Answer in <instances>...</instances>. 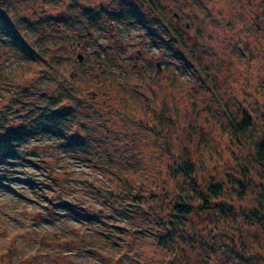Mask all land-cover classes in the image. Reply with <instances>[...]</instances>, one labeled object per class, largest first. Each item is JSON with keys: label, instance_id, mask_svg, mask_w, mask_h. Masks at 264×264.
Returning a JSON list of instances; mask_svg holds the SVG:
<instances>
[{"label": "rangeland", "instance_id": "obj_1", "mask_svg": "<svg viewBox=\"0 0 264 264\" xmlns=\"http://www.w3.org/2000/svg\"><path fill=\"white\" fill-rule=\"evenodd\" d=\"M53 1L0 0V19L20 28L22 46L36 53L22 61L15 45L0 41V113L8 105L11 123H0V142L10 130H32L30 137L9 139L8 156H0V264H166L162 246L130 232L113 249L102 233L114 234L103 215L111 212L91 191L127 178L133 186L142 182L141 193L155 188L162 198L180 177L171 179L168 166L186 158L195 161L202 186L242 173L254 138L264 134V0H155L169 28L142 7L150 33L127 22L134 0H106L108 15L94 32L78 6L92 0ZM153 27L162 39L150 38ZM82 30L90 38L79 50ZM179 38L183 60L174 54ZM11 86L16 94H6ZM49 97L58 101L52 108L69 114L65 131L77 134L78 147L92 158H74L53 131L36 124L51 111ZM226 108L252 121L250 138L233 135ZM100 154L111 169L94 166ZM93 210L103 215L102 225L84 218ZM113 214L121 220L116 224L131 229L122 213ZM245 222L260 230L259 222ZM254 250L264 257L263 239ZM210 259L197 264L227 262L221 255Z\"/></svg>", "mask_w": 264, "mask_h": 264}, {"label": "trees", "instance_id": "obj_2", "mask_svg": "<svg viewBox=\"0 0 264 264\" xmlns=\"http://www.w3.org/2000/svg\"><path fill=\"white\" fill-rule=\"evenodd\" d=\"M17 29L20 28L8 27L0 19L1 43L6 45L10 43L16 46L18 44L16 37H19ZM178 42L182 45L180 38ZM183 46L185 45L183 44ZM37 51L42 55L40 49ZM18 52L19 56L23 53L20 50ZM174 52L178 51L175 49ZM35 54L34 51L30 54L26 51V56L22 55L23 57L20 56V58L22 61L33 60ZM175 56L177 59H184L180 58L178 54ZM106 57L108 56L106 55ZM103 64L105 65L104 70H106L107 66L105 63ZM49 103L51 111L35 119L39 122L36 124H40L47 131H53L54 138L59 142V147L73 154L74 158L81 160L84 157L92 158L91 152L78 147L79 137H76L77 134H69L65 131L66 126L63 124L65 119L60 118L65 115L63 112H55V107L52 108L58 101L54 100V103L53 101ZM225 116L228 127L231 131L233 130L232 133L238 140H241L242 137L245 139L251 137L247 131L250 129L252 121L247 116L244 115L241 120H238L237 116L228 108L225 109ZM40 121L42 122L40 123ZM23 129V127H19L16 133L10 130L7 133L8 140L10 139L12 142L18 139L17 141H19L23 136H32L31 129ZM3 138L6 137L3 136ZM8 140L0 142L3 143L0 147L1 157L8 156L6 153L11 149L7 143ZM102 158L103 155L100 154L94 161V166L98 169L101 167L105 170L111 169L112 167L102 161ZM174 159L176 160L175 156ZM241 169L242 173L236 176L229 174L228 181H213L202 186L195 181V177H197L195 161L191 158L178 160L175 164L168 166V174L173 175L171 179L185 176L191 178L192 182L185 184L179 181V177L177 185L162 190V198L159 192L156 193L155 188L151 190L154 193L149 196L146 194L147 191L141 193L142 182L133 186L127 178H120V182H111L113 185L111 189L95 186L91 192L111 212L103 215L115 235L106 231L102 233L105 232V237L115 244L112 246L115 250H119L120 247L118 245L120 239L117 241V238L123 237L128 232L140 240L150 239L158 246H162L161 248L165 251V261L163 262L166 264H197L203 259L209 261L215 255L226 258V264H261L264 262V257L254 249L256 242L264 240V134L257 139L254 138L253 146L250 148L249 154L246 155ZM121 173L123 172H118L122 175ZM68 178H65V183ZM147 197L156 200L149 203ZM249 199L254 201L251 206L247 204ZM153 203L154 205H152ZM72 210L76 211V209ZM92 212L100 213L93 210L88 212L84 218L97 225H102L103 215H92ZM113 212L122 213L126 220H130L131 229L120 222L117 225L114 221L118 217ZM243 219L250 221L253 223L252 225L259 222L260 230L251 229ZM118 220L120 219L118 218Z\"/></svg>", "mask_w": 264, "mask_h": 264}, {"label": "flooded vegetation", "instance_id": "obj_3", "mask_svg": "<svg viewBox=\"0 0 264 264\" xmlns=\"http://www.w3.org/2000/svg\"><path fill=\"white\" fill-rule=\"evenodd\" d=\"M51 1L54 3L53 0H48V4L49 3L52 4ZM55 1L57 2V0H55ZM129 4H131L130 8H133L134 18H129L128 21H127L128 23L130 21V22L134 23L135 25H139L140 24V25L146 26V30H149V33H150L151 26H150L149 22L145 20L144 14L142 12V7H146V8L151 10L150 11L151 14L153 13L156 17H158V21L159 22L157 24L160 23L162 25V23H164V24H166V27L169 28V25L167 24L166 19L160 14V12L156 8H153L155 5H157L155 0H141V1L140 0H134V1H131V3H129ZM106 5H107L106 4V0H98V2L96 0H92L91 3L86 2L85 4H83L81 2V3L78 4L79 7L82 6V9L84 8V13L87 12V14H85L84 17L88 18V23L87 24L90 25L89 29L93 30V32H94V29H96L95 25L97 26V24L102 23V20H103L102 16H105L106 14L108 15ZM82 12H83V10H82ZM117 15H119V17H121L122 15L123 16H127V15L120 14V13H118ZM111 16H112V14H111ZM51 21H54V20H51ZM82 24H83V22H82ZM162 27L164 28L163 25H162ZM171 29H172V31L175 34V31L173 30V28H171ZM159 30H157L156 28L153 27L152 37H150V38H153L155 36V37H157V39H162V35L163 34ZM64 34H65V32H63V33L61 32L60 35H64ZM76 35L78 36L79 39L84 40V44L80 45L79 41L76 40L78 44H75V46H76L75 48L79 49V47L82 48V46H84V47L88 46L87 42H88L90 37H89L88 34L84 33V30L78 31L76 33ZM80 36H82V37H80ZM169 36H170V34H169ZM63 44L64 43H62V45ZM69 49H74V48L69 47ZM79 50H81V49H79ZM163 50H164V47H163ZM135 60L139 61V57L137 56V58H135ZM155 64H156L157 67H159V62L156 61ZM83 68H86V66H84Z\"/></svg>", "mask_w": 264, "mask_h": 264}, {"label": "bare ground", "instance_id": "obj_4", "mask_svg": "<svg viewBox=\"0 0 264 264\" xmlns=\"http://www.w3.org/2000/svg\"><path fill=\"white\" fill-rule=\"evenodd\" d=\"M1 38V37H0ZM1 40H2V38H1ZM178 42V41H177ZM179 43V42H178ZM175 47H171V49H174ZM179 48H181V44L179 43V46H178V48H175V49H179ZM18 50H20L21 52H23L22 53V55L23 56H26L25 54H26V51H27V49L24 47V46H22V45H20V44H18V46H17V52L16 53H19L18 52ZM165 52L163 51V54H164ZM176 54H178L179 55V57L181 58L182 57V55H181V53L178 51V52H175V55ZM22 55H20V56H22ZM22 56V57H23ZM32 59H33V57H32ZM37 87V86H36ZM10 92V94L12 95V93H14V91H16L15 92V94L17 93V87H14V86H11L10 87V89H8V90H6L5 92H6V94H7V92ZM33 90H31L30 92H31V94H33V92H32ZM24 92H26V94L28 95L30 92L28 91V90H25ZM50 98V97H49ZM44 100H47L48 98H43ZM53 101V103H54V98L53 99H49V102H52ZM4 110H6V111H4V113H0V123H6V124H8L9 123V118H10V107L8 106V105H6V107L4 108ZM2 111H3V109H2ZM65 116H63V117H61V118H63V119H65V121L67 120V119H70L68 116H69V114L67 113V112H64L63 113ZM74 119V118H73ZM57 121H59V120H57ZM74 123H75V120H73L71 123H70V127L71 126H73L74 125ZM4 124H3V127H2V129H4L5 128V126H4ZM55 124H56V122H55ZM0 125H2V124H0ZM79 132V131H78Z\"/></svg>", "mask_w": 264, "mask_h": 264}]
</instances>
